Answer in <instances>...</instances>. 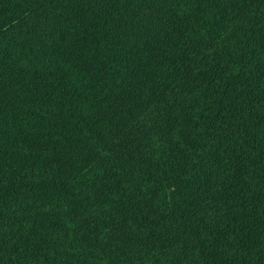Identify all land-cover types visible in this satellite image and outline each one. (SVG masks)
I'll return each instance as SVG.
<instances>
[{"label": "trees", "instance_id": "1", "mask_svg": "<svg viewBox=\"0 0 264 264\" xmlns=\"http://www.w3.org/2000/svg\"><path fill=\"white\" fill-rule=\"evenodd\" d=\"M0 264H264V0H0Z\"/></svg>", "mask_w": 264, "mask_h": 264}]
</instances>
